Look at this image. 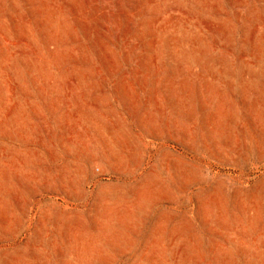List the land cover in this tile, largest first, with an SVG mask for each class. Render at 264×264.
<instances>
[{
	"label": "rangeland",
	"instance_id": "rangeland-1",
	"mask_svg": "<svg viewBox=\"0 0 264 264\" xmlns=\"http://www.w3.org/2000/svg\"><path fill=\"white\" fill-rule=\"evenodd\" d=\"M0 264H264V0H0Z\"/></svg>",
	"mask_w": 264,
	"mask_h": 264
}]
</instances>
